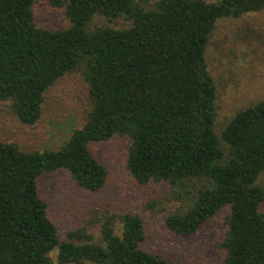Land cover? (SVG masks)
Wrapping results in <instances>:
<instances>
[{
  "label": "trees",
  "instance_id": "1",
  "mask_svg": "<svg viewBox=\"0 0 264 264\" xmlns=\"http://www.w3.org/2000/svg\"><path fill=\"white\" fill-rule=\"evenodd\" d=\"M47 0L69 27L34 23V0H0V102L36 124L44 96L79 72L90 105L84 124L57 150L24 152L0 140V264H179L141 248L134 214L104 216L99 242L85 230L65 239L38 194L43 174L65 171L74 185L101 191L107 169L92 142L129 139L126 169L140 185L165 184L179 208L164 228L194 236L227 208L221 264H264V98L236 112L217 135L216 85L205 51L219 19L259 12L264 0ZM95 16L129 27H93ZM121 224L120 235L116 234Z\"/></svg>",
  "mask_w": 264,
  "mask_h": 264
},
{
  "label": "rangeland",
  "instance_id": "2",
  "mask_svg": "<svg viewBox=\"0 0 264 264\" xmlns=\"http://www.w3.org/2000/svg\"><path fill=\"white\" fill-rule=\"evenodd\" d=\"M157 1L148 0L142 5L153 7ZM203 1L215 3L217 0ZM32 8L38 27L50 31L69 27L63 10L50 7L47 0H34ZM101 26L124 29L129 27V22L124 18L108 22L95 16L91 28ZM205 58L216 85L214 131L219 135L236 112L264 98V7L238 19H219L210 36ZM89 108L81 74L71 73L47 90L42 116L34 125L18 121L9 103L0 102V140L15 143L24 152L57 150L84 124ZM128 146L129 139L121 136L90 144L92 155L108 172L106 184L99 192L76 187L63 170L39 177V197L46 202L48 217L60 238L65 239L69 231L85 230L93 242H99L101 223L95 220L134 214L143 221L142 249L179 264H221L225 253L220 244L225 237L227 208L192 237L169 233L164 228L165 218L177 210L179 204L168 201L165 184L140 185L130 176L126 169ZM263 181L264 172L258 184ZM259 212L264 214V203L259 206ZM120 232L121 224L117 223L116 234ZM56 256V251L50 254L53 264H56Z\"/></svg>",
  "mask_w": 264,
  "mask_h": 264
}]
</instances>
